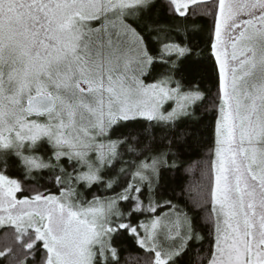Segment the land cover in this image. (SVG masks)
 Masks as SVG:
<instances>
[{
    "label": "snow or ice",
    "instance_id": "snow-or-ice-1",
    "mask_svg": "<svg viewBox=\"0 0 264 264\" xmlns=\"http://www.w3.org/2000/svg\"><path fill=\"white\" fill-rule=\"evenodd\" d=\"M0 232L3 264H264V0H0Z\"/></svg>",
    "mask_w": 264,
    "mask_h": 264
},
{
    "label": "trees",
    "instance_id": "trees-1",
    "mask_svg": "<svg viewBox=\"0 0 264 264\" xmlns=\"http://www.w3.org/2000/svg\"><path fill=\"white\" fill-rule=\"evenodd\" d=\"M184 165L180 171L172 172L169 171L165 176L166 187L164 191L168 195H172V190H175L176 194H179L181 188L186 187L187 184L192 180V176L188 173L187 169H195L200 163V153L192 152L185 154L183 157ZM89 198H91L89 196ZM4 233L0 232V239H2ZM115 246L120 250L121 260L127 261V264H132L137 256H142L143 253L133 243L132 239L127 235L118 237L115 240ZM3 264V261H0Z\"/></svg>",
    "mask_w": 264,
    "mask_h": 264
}]
</instances>
